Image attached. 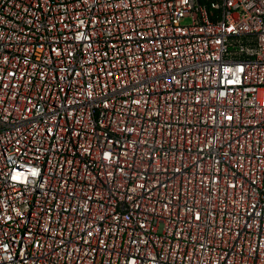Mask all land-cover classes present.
<instances>
[{"label": "built area", "instance_id": "2783aa9c", "mask_svg": "<svg viewBox=\"0 0 264 264\" xmlns=\"http://www.w3.org/2000/svg\"><path fill=\"white\" fill-rule=\"evenodd\" d=\"M0 264H264V0H0Z\"/></svg>", "mask_w": 264, "mask_h": 264}]
</instances>
